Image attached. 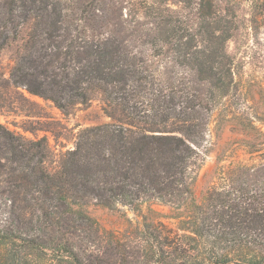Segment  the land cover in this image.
I'll return each instance as SVG.
<instances>
[{
	"label": "trees",
	"instance_id": "obj_1",
	"mask_svg": "<svg viewBox=\"0 0 264 264\" xmlns=\"http://www.w3.org/2000/svg\"><path fill=\"white\" fill-rule=\"evenodd\" d=\"M110 1L118 4L82 0L66 18L61 0H0V50L27 37L13 82L64 112L96 96L111 120L81 131L57 170L46 168L47 140L0 124V264H99L90 208L119 204L149 211L144 242L111 237L98 250L123 251L121 264H264V190L245 198L242 188H210L198 197L194 188L210 124L187 77L197 74L219 96L235 83L223 26L211 27L219 4ZM162 57L187 83L172 75L155 88L146 65Z\"/></svg>",
	"mask_w": 264,
	"mask_h": 264
},
{
	"label": "rangeland",
	"instance_id": "obj_2",
	"mask_svg": "<svg viewBox=\"0 0 264 264\" xmlns=\"http://www.w3.org/2000/svg\"><path fill=\"white\" fill-rule=\"evenodd\" d=\"M61 1L66 5V18L76 11V6L82 5V0ZM102 2L118 4L110 0ZM119 3L123 6V2ZM218 4L213 16L218 24L214 21L211 27L215 31L216 25L223 26L224 36H227L224 38L225 52L232 59L235 83L227 95L219 96L216 87L207 86L197 74L187 77L193 80L194 90L191 92L203 99L205 108L201 114H205L207 124H210L205 128L206 137L199 141L201 165L194 176V188L198 197L205 195L210 188L230 192L242 188L247 190L245 198H249L264 190V0H214V5ZM171 8L179 10L180 6L171 4ZM29 29L27 24L24 31ZM99 31L106 33L107 30L101 27ZM23 34L0 50V124L27 141L47 140L46 168L57 170L64 154L76 147L81 131L111 123V120L96 96L84 104L75 101L69 111L64 112L51 100L32 95L25 87L17 86L12 73L23 53V39L27 38ZM169 59L162 57L146 65L150 67L147 73L155 88H166L172 75L176 84L187 83L181 77L185 70L174 69L168 64ZM210 89L213 96L208 92ZM154 209L169 212L165 206H155ZM90 213L100 226L103 244L97 249L101 252L106 246H112L111 237L128 244L145 241L147 205L139 210L120 204L114 208L92 206ZM5 215L3 211L0 218ZM98 250L100 258L96 260L99 264L122 263L123 251L120 254L112 250L102 255ZM41 260L42 257H37L33 262L42 264Z\"/></svg>",
	"mask_w": 264,
	"mask_h": 264
}]
</instances>
